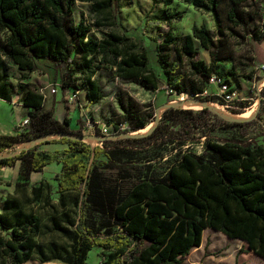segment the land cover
<instances>
[{"label": "trees", "instance_id": "1", "mask_svg": "<svg viewBox=\"0 0 264 264\" xmlns=\"http://www.w3.org/2000/svg\"><path fill=\"white\" fill-rule=\"evenodd\" d=\"M78 1L91 3L98 17L95 26L116 24L112 12L122 6L120 0H0V99L12 102L19 94L29 118L13 133H0V170L20 163L16 189L21 192L7 196L0 206V264H91L88 257L95 247L101 251L98 264H184L183 258L201 246L207 228L242 240L264 258V141L245 139L264 116V85L254 119L229 121L208 107L171 106L149 134L104 139L92 147L81 127L72 128L71 118L61 121L46 108L38 87L28 82L15 86L8 70L14 64L27 79L37 70V60L50 61L63 70L65 95L83 90L92 106L103 99L97 75L103 66L149 91L165 89L169 95L227 105L207 88L212 76L220 77V62L232 60L225 53L226 37L250 36L252 47L264 42V21L261 28L254 27L262 20L257 19L261 2L253 0L257 9L250 11L244 7L250 0H181L211 12L217 34L205 25L180 35L169 30L157 47L161 76L151 67L145 45L126 28L93 35L85 19L75 18ZM182 15H168V25ZM199 45L210 51V63L193 60ZM116 100L123 114L108 122L116 135L157 121L153 103H140L123 89ZM251 105L241 101V109L232 112L242 114ZM236 128L238 135L222 134ZM50 134H63L56 142L67 148L50 151L36 144L4 156L21 143ZM198 138L205 140L201 152L189 145ZM53 162L62 164L56 177L58 202L51 197L50 181L29 186L32 173Z\"/></svg>", "mask_w": 264, "mask_h": 264}, {"label": "rangeland", "instance_id": "2", "mask_svg": "<svg viewBox=\"0 0 264 264\" xmlns=\"http://www.w3.org/2000/svg\"><path fill=\"white\" fill-rule=\"evenodd\" d=\"M261 2L256 27L261 28L264 21V0ZM122 6L112 12V18L116 19V24L112 27H97L93 24L97 15L91 10V3L77 2L75 6V18L77 20L85 19L91 26V33L101 37L102 32L116 30L120 28L128 35L135 37L142 42L149 55L151 67L161 76V64L158 58V42L163 39L169 30L175 34H186L192 31L194 25H205L212 32L217 34V23L214 15L202 9H197L191 3H185L181 0H173L167 3L166 0H120ZM244 7L250 11H256L257 7L253 0L245 3ZM182 12L181 18L168 25L166 19L168 15L175 12ZM222 19H226L225 6H223ZM244 35V32H241ZM251 37L228 36L225 53L232 57L230 62H220L219 75L220 87L209 84L207 92L223 96L227 105H221L216 102H202L191 99L187 94L169 95L165 89L149 91L144 89L138 81H130L114 76V69L110 66H103L97 72L99 80L104 88L103 99L95 106L87 103L84 91H78V95L73 103L67 100V95L61 88V79L63 70L56 68L50 61L37 60L38 68L30 74L27 79L23 78V72L19 71L14 64H8L9 80L17 86L19 83H30L32 87L44 89L46 95V108L53 111L54 116L61 121L67 116L71 118V126L74 129L83 130L84 140L92 145H102L104 139H118L124 137H140L149 134L156 126L163 111L168 107L202 109L210 108L229 121H248L256 118L260 104V88L264 84V42L254 43L253 47L249 44ZM204 59L208 63L212 61L210 51L199 45V52L193 60ZM189 60L185 58L184 68L189 66ZM253 62L254 65L250 63ZM254 71V72H252ZM254 73V74H253ZM252 74L251 78L247 76ZM255 75L261 76L258 79ZM217 77V76H216ZM53 87L57 88L56 93H52ZM119 89L128 91L140 103H153L156 107L157 121L150 124L148 129L143 131H133L122 135H116V129L108 122L118 119L123 111L117 100L116 93ZM17 90V88H16ZM197 102H192V101ZM249 100L252 105L246 109L247 113L243 118L236 119L232 116V111L240 108V102ZM26 112L20 103V95L15 93L12 102L0 99V132H12L15 126H22V119ZM243 114V113H242ZM78 127V128H76ZM239 128L223 132V135L239 134ZM61 136H50L26 144L18 145L15 150L7 151L4 156L14 154L15 151L27 149L36 144H41L42 149L54 151L57 144H49L47 141L59 139ZM254 138L259 142L264 141V116L258 120V124L248 130L245 139ZM204 138H198L190 141L192 149L201 152L203 150ZM19 166V165H18ZM62 171V164L53 162L43 173L30 178L31 185H39L41 181L48 180L53 185L52 199L59 201L56 193V177ZM19 167L6 168L0 170V206L2 201L9 195L17 191L16 185L19 181ZM28 189L27 193H29ZM97 219H100L98 216ZM0 234H4L0 232ZM52 238V237H51ZM50 239V236H49ZM100 249L95 247L90 251L88 261L91 264H98L102 258ZM184 264H264V259L253 252H250L243 241L229 238L224 233L207 229L203 235L201 246L194 248L190 254L183 258ZM24 264H67L61 261H51L42 263L38 260H30Z\"/></svg>", "mask_w": 264, "mask_h": 264}, {"label": "crops", "instance_id": "3", "mask_svg": "<svg viewBox=\"0 0 264 264\" xmlns=\"http://www.w3.org/2000/svg\"><path fill=\"white\" fill-rule=\"evenodd\" d=\"M85 93V92H84ZM85 98H86V93H85ZM72 123V122H71ZM76 128H78V127H76ZM14 130H15V127H14V129H13V131L12 132H8V133H13L14 132ZM1 133V132H0ZM50 136H61V137H63V134H50V135H47V136H44V137H42V138H39V139H43V138H47V137H50ZM60 137V138H61ZM59 138V139H60ZM39 139H37V140H39ZM59 139H54V140H52V141H47L49 144H57V145H59V146H56L55 148H54V151L55 150H63V149H65V148H67V145L66 144H63V143H60V142H56V140H59ZM36 141V140H35ZM33 142V141H32ZM29 143V142H28ZM21 144H26V143H21ZM20 145V144H19ZM41 145V144H40ZM28 149V148H27ZM21 151V150H20ZM20 151H15V153H18V152H20ZM19 165V166H18ZM50 165V164H49ZM15 167H19V169H20V163L18 162L15 166H13V167H7V168H15ZM46 167H48V165L46 166ZM3 169H6V168H2L1 170H3ZM45 170H46V168H45ZM44 170V171H45ZM43 171V172H44ZM43 172H33L32 173V175H31V177L33 176H37V175H39L40 173H43ZM207 229H211V228H207ZM207 229H205V231L207 230ZM204 231V232H205ZM204 235V234H203ZM242 241V240H241ZM259 256V255H258ZM259 257H261V256H259ZM261 258H263V257H261ZM264 259V258H263Z\"/></svg>", "mask_w": 264, "mask_h": 264}, {"label": "built area", "instance_id": "4", "mask_svg": "<svg viewBox=\"0 0 264 264\" xmlns=\"http://www.w3.org/2000/svg\"><path fill=\"white\" fill-rule=\"evenodd\" d=\"M220 78L216 77V76H212L211 79H210V83L209 84H213V85H217L218 87H220ZM264 85V84H263ZM41 92H43L45 94V97H46V93L44 92L45 90L44 89H40ZM52 93H56L57 92V88L56 87H53L52 90H51ZM79 92H71L68 94V97H67V100L70 102V103H73L75 101V98L77 97ZM21 103V102H20ZM22 104V103H21ZM29 121V118L28 117H24L21 121L22 125H26Z\"/></svg>", "mask_w": 264, "mask_h": 264}, {"label": "bare ground", "instance_id": "5", "mask_svg": "<svg viewBox=\"0 0 264 264\" xmlns=\"http://www.w3.org/2000/svg\"><path fill=\"white\" fill-rule=\"evenodd\" d=\"M192 102H197V101H194V100H193ZM246 115H248V114H247V113H243V114H232V116H233L234 118H236V119L243 118V117H245ZM150 126H151V125L147 126V127L144 128V129H141L140 131H143V130H145V129H148Z\"/></svg>", "mask_w": 264, "mask_h": 264}]
</instances>
